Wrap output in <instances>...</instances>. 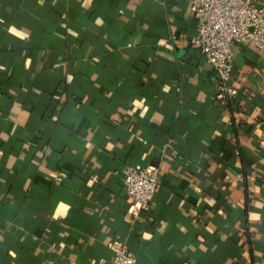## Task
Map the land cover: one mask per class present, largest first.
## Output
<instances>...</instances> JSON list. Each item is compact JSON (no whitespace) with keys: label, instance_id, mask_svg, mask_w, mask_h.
<instances>
[{"label":"crops","instance_id":"1","mask_svg":"<svg viewBox=\"0 0 264 264\" xmlns=\"http://www.w3.org/2000/svg\"><path fill=\"white\" fill-rule=\"evenodd\" d=\"M194 27L189 0H0V264H264V51L232 44L221 99Z\"/></svg>","mask_w":264,"mask_h":264},{"label":"built area","instance_id":"2","mask_svg":"<svg viewBox=\"0 0 264 264\" xmlns=\"http://www.w3.org/2000/svg\"><path fill=\"white\" fill-rule=\"evenodd\" d=\"M195 23L189 41L198 46L217 78V95L227 98L233 92L230 78L232 44L248 41L264 51V4L255 0H189ZM171 39L175 34L170 35ZM238 175V173H237ZM157 167L126 165L121 182L128 196L130 218H140L148 210L156 186ZM110 249L106 264H134L133 255L116 242H107ZM250 264H258L252 259Z\"/></svg>","mask_w":264,"mask_h":264}]
</instances>
